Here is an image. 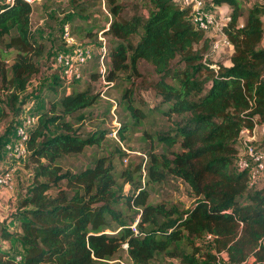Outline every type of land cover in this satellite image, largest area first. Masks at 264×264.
Instances as JSON below:
<instances>
[{"label":"trees","instance_id":"16d2710c","mask_svg":"<svg viewBox=\"0 0 264 264\" xmlns=\"http://www.w3.org/2000/svg\"><path fill=\"white\" fill-rule=\"evenodd\" d=\"M145 1L147 16L129 17L122 15L118 0H106L112 19L100 33L108 82L114 85L119 73L136 72L140 62L153 67L154 89L165 106L158 109L171 120L156 136L162 154L152 147L144 168L140 164L135 173L120 174L131 187L128 192L115 174V155L124 154L120 147L81 171L64 170L66 157L100 147L104 138L103 132L84 137L76 128L99 95L89 89L64 92L41 111L30 132L33 187L21 202L18 230L3 232V238L20 244L22 259L0 251V264H110L124 244L131 264H151L161 256L182 264H264V182L252 188L248 171L236 164L241 133L264 125V3L247 7L240 0H208L230 9L223 31L233 54L229 65H217L206 57L212 39L191 23L188 10L174 0ZM32 14L33 4L25 0L0 5V52L3 43L15 53L8 72L0 60V77L22 89L38 73L43 54ZM177 58L182 70L172 67ZM128 92L122 100L139 123ZM7 117L0 105V123ZM128 130V125L117 129L120 141ZM168 175L191 189V208L149 202L147 187ZM207 235L212 249L202 252L194 241ZM186 241L190 251L184 249Z\"/></svg>","mask_w":264,"mask_h":264},{"label":"rangeland","instance_id":"374dc122","mask_svg":"<svg viewBox=\"0 0 264 264\" xmlns=\"http://www.w3.org/2000/svg\"><path fill=\"white\" fill-rule=\"evenodd\" d=\"M5 1L0 0V5ZM118 1L123 7L122 15L130 17L136 14L144 16L148 14L145 0ZM258 2L264 3L263 0H240L239 3L250 7ZM32 4L31 19L34 37L43 47V54L38 60L39 71L31 77L23 89L20 88L19 83L11 85L9 77L8 80L0 77V105L8 114V117L0 123V172L9 167L14 168L15 171L14 190L7 191L0 188V251L16 257L22 255L20 244L14 239L3 238V232L10 233L18 230L17 217L21 202L29 195L33 187L35 165L28 158L17 163L5 150V146L14 137V131L22 118L39 116L42 110H48L54 100L64 92L89 89L92 93L99 95L97 103L85 112L84 119L77 122L76 128L77 132L84 137L103 132L102 145L88 147L82 154L66 157L62 161V166L64 170L78 172L92 165L95 159L120 147L124 154L116 153L114 158L115 174L120 184H125L120 178L123 171L135 173V169L140 164L143 168L148 164L147 151L150 148L153 147L155 153L162 154L156 142V136L161 131H167V127L171 124V120L163 116L158 109L165 106L161 105V100L154 89L157 75L153 67L146 62H140L136 72L130 70L119 73L111 87L106 86L99 79L96 58L84 68L81 81L69 85L61 81L60 68L55 62V57L57 52L65 49L62 26L64 23H69L76 41L92 47L97 55L100 46V30L108 29L109 21L112 19L106 0H36ZM229 10L226 5L217 6L216 13L221 18ZM89 33H91L90 36ZM209 34V39H212V33ZM108 39L111 40L109 37ZM262 45L264 46V38ZM232 54V48L213 50L210 47L206 57L210 62L219 65L228 63ZM14 56L15 53L6 49L2 43L0 60L7 72L13 63ZM108 65L110 66V63ZM172 67L175 70H182L184 64L177 58L172 62ZM126 90L129 91L127 97L131 101V106L139 111L141 119L139 123H136L131 116V111L126 107V101L122 100ZM103 91L104 97H102ZM111 100L116 101L115 109ZM124 125H128L129 130L124 133L125 141H120L119 135L115 136L114 132ZM259 129L255 144L264 150V129L261 127ZM145 174L143 171V182ZM263 182L261 181L256 188L262 187ZM130 189V185L125 184L124 191L128 192ZM147 189L150 195L149 202L152 204L164 203L184 211L191 208L194 203V196L188 185L171 175H168L163 183L151 184ZM132 214L134 215L135 212ZM194 243L202 252H209L212 249V244L207 239H198ZM184 249L191 250L187 241ZM110 264H131L126 250L123 249L117 259ZM151 264L182 263L178 259L161 256Z\"/></svg>","mask_w":264,"mask_h":264},{"label":"built area","instance_id":"2783aa9c","mask_svg":"<svg viewBox=\"0 0 264 264\" xmlns=\"http://www.w3.org/2000/svg\"><path fill=\"white\" fill-rule=\"evenodd\" d=\"M32 4L36 0H25ZM182 9L189 12V19L196 29L205 32L206 34L212 33L211 48L213 50H220L224 47L232 48L223 27L230 21V17L226 14L224 17L219 18L216 13L217 6L211 5L207 0H174ZM62 39L65 49L57 52L55 62L58 64L61 73V79L65 84L81 81L83 78L84 68L87 67L96 57H98V72L100 80L106 86L111 87L113 83L106 80L108 67L106 64V41L103 34L99 37V51H95L90 46H85L76 41L72 34L71 25L64 23L62 26ZM233 49V48H232ZM104 97V91L103 95ZM113 109H115L116 101L111 100ZM38 116H25L22 121L17 125L14 131V137L5 146V150L10 157L19 163L26 160L29 156L28 141L30 138L31 130L36 126ZM263 128V125H255L252 131L244 130L243 133L248 134V137L241 138L240 146L241 151L237 160V167L239 170H245L249 173V184L252 188H256L261 181H264V150L258 147L256 142V132ZM117 131L114 132L116 136ZM14 168L9 167L0 172V188L13 191L15 187ZM137 220L132 226L135 234H138L136 225ZM207 240H212L211 235L206 236ZM124 249L127 244L123 245ZM224 256V254H222ZM22 259L21 255L17 257V261Z\"/></svg>","mask_w":264,"mask_h":264},{"label":"crops","instance_id":"0c3cea01","mask_svg":"<svg viewBox=\"0 0 264 264\" xmlns=\"http://www.w3.org/2000/svg\"><path fill=\"white\" fill-rule=\"evenodd\" d=\"M259 1H260V0H259ZM209 35H210L209 33L206 34V37L209 38V37H210ZM229 64H230V59H229V62L226 63V64H224V65H229ZM258 135H259V134L256 132V139L258 138ZM246 137H248V134L243 133V134L241 135V137H240V140H241V138H246ZM240 149H241V146H240ZM253 261H254V259H252V258L249 260L250 263L253 262Z\"/></svg>","mask_w":264,"mask_h":264}]
</instances>
